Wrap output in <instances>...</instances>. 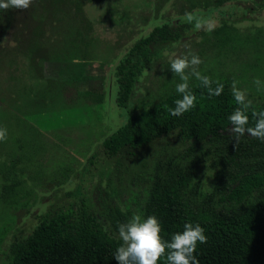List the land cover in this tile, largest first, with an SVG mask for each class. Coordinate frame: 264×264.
Returning a JSON list of instances; mask_svg holds the SVG:
<instances>
[{
    "label": "rangeland",
    "instance_id": "rangeland-1",
    "mask_svg": "<svg viewBox=\"0 0 264 264\" xmlns=\"http://www.w3.org/2000/svg\"><path fill=\"white\" fill-rule=\"evenodd\" d=\"M260 2L33 0L28 9L0 12V108L5 111L15 103L25 107H9L19 123L10 126L4 118L7 140L0 142V182L1 171L13 162L18 178L0 196V264H14L10 243L16 234L31 230L39 213L78 208L81 198H91L98 211L110 202L143 218L148 196L143 179L164 156L192 170L193 198L214 195L223 176L217 172L215 149L206 140L182 141L172 133L136 151L138 156L120 153L104 159L99 150L102 140L130 114L177 92L182 81L170 69L177 57L198 56L202 63L196 71L201 75L229 87L235 81L248 100L264 103ZM188 14L196 20L179 42L150 46L158 49L157 55L138 74L127 107H118L114 72L121 57L155 25L176 23ZM225 25L226 31L214 33ZM186 75L189 88L203 85L192 69ZM257 78L259 86L254 83ZM26 98L47 102L29 107Z\"/></svg>",
    "mask_w": 264,
    "mask_h": 264
},
{
    "label": "trees",
    "instance_id": "trees-1",
    "mask_svg": "<svg viewBox=\"0 0 264 264\" xmlns=\"http://www.w3.org/2000/svg\"><path fill=\"white\" fill-rule=\"evenodd\" d=\"M262 1L260 6L264 5ZM195 20L196 17L191 22L182 18L176 23L167 21L155 25L132 44L114 72L118 107H127L138 74L157 55L158 49L150 46L164 47L179 42ZM226 27H218L214 33L226 31ZM217 83H212V87ZM223 86L219 96H209L203 85L189 88L197 98L196 106L179 117L168 111L182 98L178 92L130 114L123 125L102 140L99 152L104 159L115 158L120 153L133 157L136 151L172 133L182 141H208L220 165L217 172L223 176V180L219 178L214 195L204 196L199 201L193 198L192 170L176 158L164 156L156 159L150 176L143 179L148 184L143 218L155 215L161 222V235L165 240L182 231L185 223H199L208 237L207 243L197 247L195 255L199 264H264V142L246 134L233 146L228 117L239 105L233 88ZM26 101L29 107L47 102L45 98H26ZM23 106V103H15L11 108L25 109ZM9 107L5 111L0 108L2 128L8 124L4 118H9L10 126L19 123L18 116L13 110L10 112ZM253 110L264 111V103L252 102L247 113L250 127L255 124ZM29 132L33 133L31 129ZM16 140L22 146L20 139ZM14 166L13 162L1 171L0 196L18 181ZM105 203L98 211L91 198H81L78 208L70 206L39 213L31 230L27 234H16L10 243L14 264H117L113 254L122 243L118 225L126 223L132 214L119 204ZM160 264H166V259L162 258Z\"/></svg>",
    "mask_w": 264,
    "mask_h": 264
},
{
    "label": "clouds",
    "instance_id": "clouds-1",
    "mask_svg": "<svg viewBox=\"0 0 264 264\" xmlns=\"http://www.w3.org/2000/svg\"><path fill=\"white\" fill-rule=\"evenodd\" d=\"M32 3L33 0H0V12L9 9H28ZM187 19L191 22L192 15L188 14ZM196 26L198 28L201 26L199 21ZM201 63V59L196 55H192L190 59L183 56L170 61L172 73L178 75L182 81L176 85V91L182 94V98L175 101L174 108L168 109L170 115L179 117L196 106L197 98L189 90V76L186 75L189 69H192V75L208 89L209 96L222 94L223 84L217 83L213 88L211 78L196 71V66ZM254 83L259 86L261 82L257 78ZM232 87L235 101L239 105L228 117L231 125L228 131L234 140L233 146L235 147L246 134L264 142V111L253 110L251 115L255 118V124L248 126L247 113L252 102L247 99L246 92L236 88L235 81ZM6 140L7 129L0 127V142ZM161 232V222L155 215L146 218L139 214L133 215L126 223L118 225V235L122 243L117 247L113 258L117 264H160L162 258L166 259V264H199L195 255L197 247L208 240L205 229L199 223H185L183 230L174 233L170 240H165Z\"/></svg>",
    "mask_w": 264,
    "mask_h": 264
}]
</instances>
